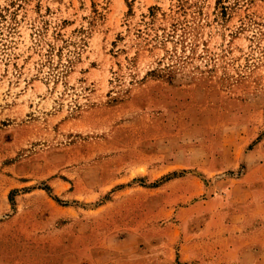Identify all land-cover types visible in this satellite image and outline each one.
Instances as JSON below:
<instances>
[{
	"label": "rangeland",
	"instance_id": "1",
	"mask_svg": "<svg viewBox=\"0 0 264 264\" xmlns=\"http://www.w3.org/2000/svg\"><path fill=\"white\" fill-rule=\"evenodd\" d=\"M0 264H264V0H0Z\"/></svg>",
	"mask_w": 264,
	"mask_h": 264
}]
</instances>
